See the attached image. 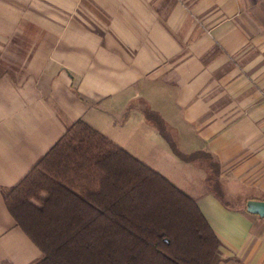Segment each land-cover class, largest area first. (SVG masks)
Instances as JSON below:
<instances>
[{"label":"crops","instance_id":"0c3cea01","mask_svg":"<svg viewBox=\"0 0 264 264\" xmlns=\"http://www.w3.org/2000/svg\"><path fill=\"white\" fill-rule=\"evenodd\" d=\"M146 108L183 153L214 157L228 205ZM78 120L196 201L221 264H264L246 209L264 201V0H0V264L43 258L4 193Z\"/></svg>","mask_w":264,"mask_h":264},{"label":"trees","instance_id":"16d2710c","mask_svg":"<svg viewBox=\"0 0 264 264\" xmlns=\"http://www.w3.org/2000/svg\"><path fill=\"white\" fill-rule=\"evenodd\" d=\"M144 115L180 160L206 165L209 189L228 205L214 157L183 153L158 113L146 108ZM4 202L42 252L36 264L224 261L196 201L83 120L4 193Z\"/></svg>","mask_w":264,"mask_h":264},{"label":"water","instance_id":"95a60500","mask_svg":"<svg viewBox=\"0 0 264 264\" xmlns=\"http://www.w3.org/2000/svg\"><path fill=\"white\" fill-rule=\"evenodd\" d=\"M246 209L249 213L264 218V201H248Z\"/></svg>","mask_w":264,"mask_h":264},{"label":"rangeland","instance_id":"374dc122","mask_svg":"<svg viewBox=\"0 0 264 264\" xmlns=\"http://www.w3.org/2000/svg\"><path fill=\"white\" fill-rule=\"evenodd\" d=\"M205 167V166H204ZM205 169H206V167H205ZM207 170V169H206Z\"/></svg>","mask_w":264,"mask_h":264}]
</instances>
